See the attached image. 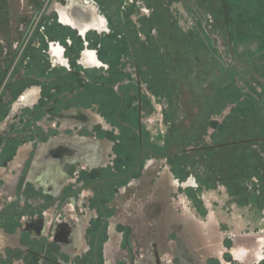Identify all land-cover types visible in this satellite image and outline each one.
I'll use <instances>...</instances> for the list:
<instances>
[{
    "label": "rangeland",
    "instance_id": "obj_1",
    "mask_svg": "<svg viewBox=\"0 0 264 264\" xmlns=\"http://www.w3.org/2000/svg\"><path fill=\"white\" fill-rule=\"evenodd\" d=\"M85 1L77 0V3L86 6L89 13L100 21L98 26L92 28L106 32L107 20L102 16L98 4L93 0ZM103 2L104 5L121 6L124 10L127 7L131 8L128 19L132 22L140 16L147 17L151 11L153 18L157 20L167 12L169 23L173 22L176 31L180 30L188 36L185 37L186 43L188 40L192 47H190L189 66L185 59L176 70L173 69L174 71L164 69L165 66L157 62H154L152 68L150 65L142 66V73H148L144 74L143 82L153 88L154 92L149 91L156 103L143 115L146 145L155 143L161 146L160 151L170 153L182 148L184 144L182 138L188 134L194 122L196 123L206 105L207 96L211 95L219 82L225 67L230 62V52L239 59L234 60L225 72L217 87L219 94L214 100L211 99L212 106L208 105L207 113L205 111L196 135L198 138H203L204 143L209 144L223 140L231 141L233 134H241L239 127L245 122L248 127L244 128H255L258 133L264 132V53L251 60H245L264 50V0L228 1L226 9L230 21L229 36L227 31L222 29L218 0H185V2L184 0H103ZM66 3V0H49L46 18H52L56 24H66L63 9ZM0 4V98L4 102L1 109L3 118L0 117V140L4 141L8 136L14 135L21 138L20 142L27 141L29 147L28 140L34 136L39 138L40 132H35L33 128L30 130L24 128L27 122H29L28 126H36L32 120H29L32 115L25 113L24 110L27 105L34 103L37 88L34 85L20 87L12 104L10 102L12 98L9 99L10 95L4 92V88L7 84L5 81L28 36L27 34L23 39L24 31L20 28L25 25L28 17L35 14L38 16L44 8L42 4L37 8L32 6L30 9L31 0H24L23 4L21 0H0ZM35 10L37 11L34 12ZM112 19L115 21L114 18ZM153 36L152 42H157L156 30L153 31ZM55 41L50 42L47 47L55 48L57 46ZM58 44L64 48L62 43ZM49 48L46 49L49 61L65 62L64 55L55 60ZM185 49H176L177 62L183 58ZM35 53L43 55L39 49ZM81 55L82 58L80 57L79 60L85 66H100V62L96 58L91 59L88 52L85 51ZM172 56L174 54L168 55L171 57L170 63ZM56 65L60 69L63 67ZM29 66V63L24 62L21 71L27 74L32 69ZM125 70L132 72L129 67H125ZM147 70L150 72H146ZM172 81L174 83H171ZM162 86L164 89L160 88ZM233 86L239 89L240 103H237L239 99L234 101L236 95L232 90ZM160 89L164 90L163 94ZM245 93L252 95L251 98ZM75 112L69 111L64 114L61 123L54 122L53 127L60 124L62 129L82 123L88 126L93 121L92 117H84L79 113L75 116ZM212 122H216V127H212ZM37 125L44 129L50 128L41 120ZM250 133L242 134L250 135ZM172 135L175 137L180 135L181 141L171 142L166 146L164 141ZM132 146L134 145L130 147ZM261 147L256 148V156L264 159V146ZM218 155L220 161V157H224V154ZM202 157L194 154L168 161L146 160L136 172L139 181L144 182L143 190L138 196L142 198V203L140 199L139 202L126 201L127 205L124 204V209L119 212L121 216H127V220L131 222L130 243L134 252L138 250L139 257L143 258L146 246L150 243L155 256L159 254L157 256L159 264H213L216 261L225 264L223 262L227 261L224 258L223 261L222 257L226 251L222 256L221 252L229 249L234 251L233 255L227 252L232 262L259 264L264 252V208H259L255 203L237 205L230 195L231 189L225 185L226 173L220 174L222 168L218 163L214 165L210 156L205 158L206 160ZM11 165H14V162L10 163V167ZM180 166H186L188 174L182 181H179L172 169L175 170ZM10 167L8 165L3 169L0 165V177H4L6 181L0 180V201L7 198L9 193L13 194L14 179L24 173L21 172L19 165L13 172H8L7 169ZM25 167L26 165L24 169ZM64 176L62 168L57 167L55 174L51 176L52 180L49 178V186H52V182L62 181ZM18 186L19 184L16 185L17 190ZM144 264L150 263L144 262Z\"/></svg>",
    "mask_w": 264,
    "mask_h": 264
},
{
    "label": "flooded vegetation",
    "instance_id": "obj_2",
    "mask_svg": "<svg viewBox=\"0 0 264 264\" xmlns=\"http://www.w3.org/2000/svg\"><path fill=\"white\" fill-rule=\"evenodd\" d=\"M66 1L63 9L67 23L56 24L52 18H46L49 0H31L30 9L42 4L44 9L38 16L35 14L28 17L25 25L20 28L24 31L23 39L28 36L14 62L12 73L5 81L7 84L4 92L10 95V100L12 98L11 104L20 87L34 85L37 88L34 103L27 105L24 110L32 115L29 120L36 126H28L27 122L24 128H33L35 132H40V136L30 138L29 147L27 141L20 142L21 138L14 135L4 141L0 140V165L6 169L14 162L7 169L8 172L16 171L18 165L21 172H24L14 179L13 194L9 193L7 198L0 201V264H144L148 260L152 264H159L157 260L155 262L150 243V246H146L143 258L139 257L138 250L134 252L130 243L131 222L119 212L124 209V204L127 205L126 201L139 202L140 199L142 203V198L138 196L144 182L139 181L136 172L146 160L168 161L178 154L164 158L173 153L160 152L161 146L155 143L145 144L143 115L156 103L148 85L139 76L123 15V31L118 36H124L127 42L131 64L127 67L132 72L130 79L107 86L119 92L123 98H133L130 120L119 119L118 123H113L105 117L101 105L91 103L94 96L79 94H84V91L93 92L95 83L100 86L107 84L90 77L92 70H106L108 65L98 59L95 49L87 47L86 34L90 31L109 33L110 21L116 24L113 19L102 15L107 20L108 30L99 32L92 26H98L100 21L89 13L86 6L77 3V0ZM2 12L5 13L4 9ZM54 24L72 29L84 40V48L74 62L66 56L64 45L65 62L49 61L46 49L54 40L48 41L45 30ZM141 36L142 33H139ZM55 42L60 43L57 40ZM67 44H70V40H67ZM33 49H39L43 55L34 53ZM85 51L91 59L96 58L100 62L99 67L85 66L79 60ZM24 62L34 68L27 74L21 71ZM56 64L62 65L63 69ZM66 74L80 76L83 79L82 85L77 83V88L62 93L56 92L57 86L47 85ZM20 80L22 84H17L20 87L13 88ZM3 103L0 98V117ZM69 111H76L75 116L79 113L84 117H92L93 121L88 126L82 123L62 129L60 124L53 127L54 122L61 123L64 114ZM40 120L50 128L44 129L37 125ZM188 143L184 152L191 149ZM140 148L142 151L136 165ZM57 166L62 168L65 176L62 181L52 182L50 187L49 181ZM0 180L5 181L4 177H0Z\"/></svg>",
    "mask_w": 264,
    "mask_h": 264
},
{
    "label": "trees",
    "instance_id": "obj_3",
    "mask_svg": "<svg viewBox=\"0 0 264 264\" xmlns=\"http://www.w3.org/2000/svg\"><path fill=\"white\" fill-rule=\"evenodd\" d=\"M228 1L229 0H218V7L222 29H225V31H227V35L229 36L230 21L228 18L229 13L226 9ZM93 2L95 4H98V7L103 15L111 20L112 18H114L116 25L112 24V22L110 21L109 33L98 34L94 31H90L86 34L85 41L87 42V47L95 49L98 59L104 64L108 65V68L106 70L103 68L92 70L90 77L94 81H101L107 84H105L106 86H100L95 83V85H93V92L88 93L84 91V94H79H90L91 96H94L95 99L91 101V103L101 105V111L103 112L105 117L110 121H113V123H118L119 119L128 121L131 117L130 109L133 98L131 96H129L127 99L123 98L122 96H120L119 92H116L110 86H107L110 84L115 85L117 82L123 81L125 79H130V72L125 70V67H127V65H131L129 63L130 55L128 51V45L124 36H118V34L123 31L121 15L124 16L126 22L129 46L131 47V50L133 52V57L136 62L141 79L144 78V74H148L144 72L142 73V66L150 65V67L152 68L154 62H157L159 65L161 63L165 66L164 69L166 70H176L177 66H179L181 61H184V59L189 66L191 61L190 50L192 47L188 40L186 43L185 37L188 36H186L180 30L176 31V25L173 22L169 23V17L167 12L165 11L164 15L162 14L158 20L153 18V12L151 11L150 15H148L147 17L140 16L135 22H132L130 19H128L131 8L129 9V7H127L124 10V8L122 9L121 6H112L111 4L104 5L103 0H93ZM162 17H164V19H162ZM146 28L147 30H145ZM154 30L157 31V42H152L151 40L154 37ZM45 31L48 41L57 40L65 46L66 56H68L72 62L77 59L79 52L84 48V40L70 28H67L65 26H57L54 24L53 26H49V28H46ZM139 33L144 34V37H139ZM176 37L178 40L176 39ZM40 40L43 41L42 38H40ZM67 40H70L69 45L67 44ZM231 41H233L232 38ZM180 48H186V52L183 55V58L177 62L175 53H177L176 49ZM33 52L35 53L34 49ZM170 54H174V56H172L173 59L171 60V63V57H168V55ZM146 72L150 71L147 70ZM20 81L21 83H19ZM20 81H17L13 88H16L19 84H22V80ZM81 81H83V79L76 74H66L60 76L52 82H49L47 85L49 87H52L54 85L57 86V93H62L64 91L71 92L72 89L77 88L78 85H82ZM171 83H174V81H172ZM174 86L175 85L173 84V88ZM160 88L164 89L163 86ZM148 90L154 92L151 85H148ZM232 90L236 95L234 99V101L236 102L240 97L239 89L233 86ZM160 91L161 94H163L164 90L160 89ZM155 94L157 95L158 93H156L155 91ZM218 94L219 88L216 91L213 100L218 96ZM245 94L248 98H251L252 96H250L249 93ZM209 97L210 96H207L206 103ZM213 100L209 104V107L212 106ZM237 103H240V99L239 101H237ZM201 122L202 121H200L199 125L197 126L196 130L189 140L188 147L192 145V147H190L191 149L187 152L174 155L169 160L179 159L180 157H186L187 155L190 156L194 154L200 155L201 157L203 156V159L210 156V160H213V164L215 165V163H218L222 168L220 174L222 172L226 173V177L224 176V179H226L225 185L228 189H231L230 195L233 197V200L237 203V205L242 206L250 203H255L259 206V208H264V159L256 156V148L264 146V132L258 133L257 129L254 130L255 128H244L248 127L247 123L245 122L239 127L241 134H233L231 141L223 140L217 143L209 144L206 142L204 143L203 138H198V136L196 135ZM213 126L216 127V122H212V127ZM192 128L190 129L188 134L184 138H182L183 142H185ZM251 131H253V133H250ZM242 133H250V135H244ZM180 139V135L177 137H175V135H172L171 137L167 138L164 143L167 146L171 142L177 143L181 141ZM160 149L162 150V148H159V150ZM218 154H220V156L221 154H224V157H220V161H218ZM240 163L242 164V166H240ZM172 169L173 173H175L174 175H176L179 181L184 180V178L188 175L186 166H180L175 170L174 168ZM217 178H219V175H217ZM253 178L254 180H252ZM223 258L230 264H236L235 262L231 261L228 253H224ZM213 264L219 263L216 261L213 262ZM259 264H264V252L263 259Z\"/></svg>",
    "mask_w": 264,
    "mask_h": 264
},
{
    "label": "water",
    "instance_id": "obj_4",
    "mask_svg": "<svg viewBox=\"0 0 264 264\" xmlns=\"http://www.w3.org/2000/svg\"><path fill=\"white\" fill-rule=\"evenodd\" d=\"M230 53H231L230 62H229V64L225 67V70H224V72H223V74H222V76H221L219 82L217 83L216 87H215L214 90L212 91V93H211V95H210V97H209V99H208L206 105L204 106L202 112L200 113V115H199V117H198L196 123L194 124V126H193V128H192V130H191V132H190V134H189V136H188V138L186 139V142H185V144H184V147H183L181 150H179V151H177V152H174V153L171 154V155L163 156L164 158H166V157H170V156H172V155H174V154H179V153L184 152V151L187 150V148H186L187 143L189 142V140H190L192 134L194 133V131H195V129L197 128V126L199 125V123H200L202 117L204 116L205 111H206V109H207V107H208V105H209L211 99L213 98V96H214V94H215V92H216V90H217V87H218V85L220 84V82H221V80H222V78H223L225 72H226L227 69L231 66V63H232L234 60L238 59L237 57H235V56L232 54V52H230ZM263 53H264V50H262V51H260L259 53L253 55L252 57L245 58V59L251 60V59H253V58H255V57H257V56H259V55H261V54H263ZM139 145L141 146V140H140V142H139ZM141 151H142V150H141V148H140V149H139V157H138V160H137V162H136V165H137L138 162H139V158H140V153H141Z\"/></svg>",
    "mask_w": 264,
    "mask_h": 264
},
{
    "label": "crops",
    "instance_id": "obj_5",
    "mask_svg": "<svg viewBox=\"0 0 264 264\" xmlns=\"http://www.w3.org/2000/svg\"><path fill=\"white\" fill-rule=\"evenodd\" d=\"M51 55H53V57H55V60H56V58H58V59H60V57H62L63 56V47H61V46H59V44L57 43V46L54 48V47H51ZM58 167V166H57ZM204 244V243H203ZM190 247V246H189ZM233 250V249H232ZM224 251H226V253L227 252H229L231 255H233V252L232 251H230L229 249L228 250H222V252H221V256H222V254H223V252ZM159 255V254H158ZM158 255H156V256H154V259H155V262H156V260L158 261ZM221 259V258H220ZM222 259H223V257H222ZM223 261H224V259H223ZM148 263H150V264H152V261H150V260H148L147 261ZM221 263H222V260H221ZM223 263H227V262H223ZM229 264V263H228Z\"/></svg>",
    "mask_w": 264,
    "mask_h": 264
}]
</instances>
